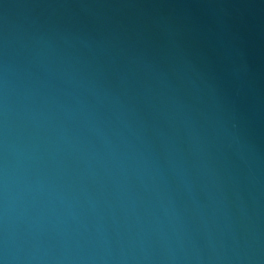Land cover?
<instances>
[{
    "label": "water",
    "instance_id": "obj_1",
    "mask_svg": "<svg viewBox=\"0 0 264 264\" xmlns=\"http://www.w3.org/2000/svg\"><path fill=\"white\" fill-rule=\"evenodd\" d=\"M3 264H264V0H0Z\"/></svg>",
    "mask_w": 264,
    "mask_h": 264
},
{
    "label": "clouds",
    "instance_id": "obj_2",
    "mask_svg": "<svg viewBox=\"0 0 264 264\" xmlns=\"http://www.w3.org/2000/svg\"><path fill=\"white\" fill-rule=\"evenodd\" d=\"M0 264H3V262H2V261H0Z\"/></svg>",
    "mask_w": 264,
    "mask_h": 264
}]
</instances>
